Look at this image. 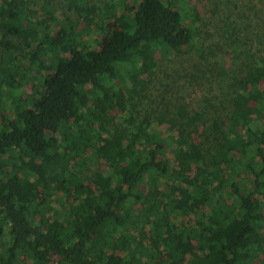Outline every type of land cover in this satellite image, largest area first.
<instances>
[{"label":"trees","instance_id":"1","mask_svg":"<svg viewBox=\"0 0 264 264\" xmlns=\"http://www.w3.org/2000/svg\"><path fill=\"white\" fill-rule=\"evenodd\" d=\"M178 1L70 0L97 40L0 0V264H264V57L154 108L142 76L199 34Z\"/></svg>","mask_w":264,"mask_h":264},{"label":"rangeland","instance_id":"2","mask_svg":"<svg viewBox=\"0 0 264 264\" xmlns=\"http://www.w3.org/2000/svg\"><path fill=\"white\" fill-rule=\"evenodd\" d=\"M47 1L54 6L55 14L68 15L84 38L100 40L103 37V33H88L92 28L85 19L86 15L76 7L77 3H71L70 0H31L35 18L41 19L47 15ZM82 1L84 4L103 6L106 2H116L118 5L121 0ZM126 2L132 5L134 0ZM176 7L190 9V15L194 18L196 13L199 34L193 45L185 47L182 52L171 53L166 57L157 54L154 74L150 78L142 76L148 86L146 102L154 108H162L164 100L172 110L181 104L186 105L188 110L199 109L207 96L226 86L232 74L241 73L246 63L250 62L249 54L264 57V0H179ZM10 38L16 44L19 43L16 36ZM21 55L23 63L27 65L29 60L25 56L28 54L24 51ZM115 82L121 83L119 79ZM30 86H27L28 92ZM253 125L259 127L262 124L254 120ZM167 127V123L161 125V128ZM106 165L103 159H91L86 173L91 176L95 170H106ZM182 219L195 221L194 216L184 215Z\"/></svg>","mask_w":264,"mask_h":264}]
</instances>
